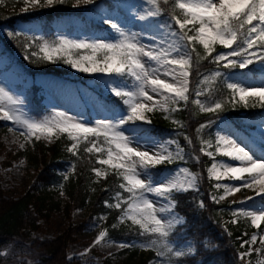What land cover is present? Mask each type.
<instances>
[{
    "label": "snow or ice",
    "instance_id": "snow-or-ice-1",
    "mask_svg": "<svg viewBox=\"0 0 264 264\" xmlns=\"http://www.w3.org/2000/svg\"><path fill=\"white\" fill-rule=\"evenodd\" d=\"M65 2L66 0H25V3L32 8L51 7ZM147 2L153 7L148 9L146 14L139 16L142 21L158 17L163 11L160 0H147ZM168 2L169 0H163L164 4ZM93 3L95 0H76L77 5ZM176 8L183 12L184 19L182 20L173 14L172 19L179 25L180 31H171L169 36L173 39L170 41L160 39L154 45H144L138 39L137 33H129L119 23L112 19H105L104 23L110 25L111 29L119 34L120 39L118 41L71 40L60 37L58 43L44 42L40 46V52L43 53L40 59L45 62L56 63L59 60L84 73L109 75L114 73L120 77H133L138 82L135 90H125L119 87L111 89V92L116 97L122 98L123 104L127 106L126 112L119 119L96 120L95 126H88L64 112L54 113L51 117H45L43 120L29 119L19 108L23 101L12 95L4 87H0V114H2L0 119L12 121L14 126L24 129L21 135L26 132L28 140L32 137L40 139L41 136H46L50 140L59 133H68L72 144L67 148V151L76 156L78 145L82 139L87 140L90 135L97 138L104 137L105 142L109 144L107 158L98 162L101 165H110L116 169L118 175L126 182L120 184L119 187L130 194L129 200L123 201L127 204V218L134 224L140 225L145 231L159 234L161 238H164L159 241L152 240L149 245H142L156 248L157 256H168L173 253V249L166 242V238L175 225L181 221L175 216L161 219L157 215V213H171L175 208L174 199L169 200L167 207L162 206L157 209L147 194H155L158 197L168 199L174 191H188L195 188L197 176L191 173L188 168H182L180 172L187 177L183 182L169 180L167 183L154 186L150 175L147 176L146 182L145 179L141 178V172L147 174L150 169L158 165L172 163L177 158L182 160L184 149L180 147L177 141L169 140L167 141L168 144L176 145L177 151L175 153L168 151L167 148L154 154L148 150H139V140L143 137L140 136L137 128L132 129L136 135H125L123 126L129 123L135 124L136 121L150 124L151 120L146 113L156 111L157 108L163 112L175 111L176 109L171 106L177 105L181 101L187 105L189 101L187 94L188 78L192 65V53L195 51L189 45L193 42L201 45L204 50L203 56L196 52L198 60L211 57L213 63L222 65L223 68L247 69L249 65L254 63H259L264 68V0H174L173 9ZM24 10L27 11L28 8L26 7ZM189 24L195 28L193 35H188L187 32L183 31ZM195 25H199V27H195ZM152 39L157 40L156 37H152ZM216 45H220L224 49H231V51H221L213 56V53L216 52ZM234 45H236L235 48ZM79 50H90L92 54L75 56L74 52ZM98 53L103 55L98 58ZM31 55L35 56L37 53L32 52ZM144 57H147L149 61H154L159 68L146 67ZM230 57L234 59H230ZM160 68H163V74L171 77L174 82L161 79L157 74ZM214 75L221 77L222 73L217 71ZM226 86L227 89L231 90L232 107L239 105L245 108L257 106L264 108V84L244 86L239 82H230ZM149 88L152 93L162 98V102H156L154 96L149 95ZM196 95L199 97L201 93L197 91ZM193 103L209 113H218L224 110V103L222 102H215L213 105L205 107L197 98ZM212 123L213 121H209L207 126L210 127ZM205 127V124H201L197 132ZM143 132L144 136L148 135L146 129ZM217 135L218 150L222 152L223 156L238 162L239 166L232 164L218 166L213 163L207 170L209 178L214 177L216 181H220L222 178L243 181L242 186L246 188H252L255 184L259 186L260 192H264V155L256 158L251 150H246V147H242L235 139ZM262 138H264V131H262ZM191 142L188 140V143ZM201 143L205 147H201L200 151L204 152L206 156L214 158L213 151L205 150L206 147H211V142L202 140ZM133 144L137 146H131ZM221 145L223 147H220ZM85 151L99 153L103 152L104 149L98 147L97 143L93 141ZM195 159L199 160V157L197 156ZM73 170H75V165H73ZM93 171L97 177L107 175L101 172L99 168H95ZM215 187L225 189L224 196H220L219 200L240 191L239 187L222 185L221 183H216ZM115 199L118 202L114 205L105 201L106 207L121 208L119 192L116 193ZM212 199L218 202L215 195ZM232 214L233 216L242 214L244 217H250L251 224L257 229L264 222V210L257 212L239 209ZM233 223L236 221L234 220ZM149 225L152 227L149 228ZM107 235L106 231H101L95 240V244H100ZM256 241L257 236L253 235L250 241L242 242V247L245 244H254ZM132 246L125 242L119 243L121 249ZM190 251H194V249H190ZM245 254L241 253L240 258L243 259ZM174 255L180 257L184 253L175 251Z\"/></svg>",
    "mask_w": 264,
    "mask_h": 264
},
{
    "label": "trees",
    "instance_id": "trees-1",
    "mask_svg": "<svg viewBox=\"0 0 264 264\" xmlns=\"http://www.w3.org/2000/svg\"><path fill=\"white\" fill-rule=\"evenodd\" d=\"M20 0H0V24H6L14 28L18 22H38L49 37L53 36V26L57 19L63 16L78 17L81 12L75 9L76 0H66L63 4H55L44 7L34 13H23L18 8ZM103 2L108 8H114L113 0H95ZM174 0L167 4L160 0L163 9L159 20L168 24L177 31L179 25L172 19L175 14L183 19V12L173 9ZM255 23V22H254ZM199 27V25H195ZM188 35H193L195 28L192 24L183 30ZM1 38V37H0ZM10 54L20 52L27 57L22 61L29 65V69L36 72H51L58 75L64 73L63 69L55 63L45 62L40 59L42 55L35 49V44L40 39L25 34L12 32L9 39H2ZM240 43V41H238ZM195 49L192 53V65L190 69V87L188 91L189 101L187 105L181 101L173 105L176 109L171 112L156 110L151 113L152 131L163 139H172L178 142L183 151V159L180 163L196 174L198 188L196 190L173 192L170 197L176 202V210L185 218L183 224L176 225L169 233V239L192 240L197 244L194 255L186 254L176 257L177 262L183 264H255L246 262L240 258L243 242L242 231L230 232L225 226L224 217L232 206L229 202H217L212 199L215 193L214 180L209 178L208 168L214 161L201 152V141H215L216 130L219 123L230 122L233 126L244 127L248 120H255L263 114L264 108L232 107L231 90L227 89L230 83L229 76L242 71L240 68H223L212 62V58L198 60L196 52L202 56L204 50L201 45L193 42L189 45ZM234 48L236 45L233 46ZM227 52L220 45H216L215 56L218 52ZM32 52L37 55H31ZM78 52V51H76ZM225 63V62H222ZM221 72V77H215V72ZM131 80V77L129 78ZM38 87L33 86L28 90V103L36 110L42 109L37 97ZM199 91L201 95L197 97ZM102 101L113 116L120 112H126L127 106L123 100L116 96H101ZM200 99L205 107L215 102L224 103V110L218 113L203 111L194 104L195 99ZM174 121L178 122L175 123ZM213 121L208 127V122ZM201 124L206 127L197 132ZM183 125V126H181ZM187 137V139H186ZM97 137L81 140L78 145L77 155L67 151L72 141L68 133H61L54 140L33 138L24 148H5L9 160L5 166L12 164V159L24 160L28 171L34 170L36 175L30 187L22 194L8 196L0 185V264H79L76 259H69L68 249L75 242L89 222L105 217L104 225L108 234L115 239L133 241L145 240L146 235L136 227L118 223L122 209L108 208L105 201L115 204L117 192H122L119 186L123 178L115 170H109L106 176L97 177L93 169H101L96 153H88L85 149ZM191 140V143H188ZM199 157V160L195 157ZM179 160V158H178ZM75 165V170H73ZM163 167H154L152 171L157 179ZM66 177V178H65ZM63 192L65 201L55 200L57 193ZM264 201V198L262 199ZM64 202V203H63ZM202 202V205H201ZM61 210L70 220L72 214L79 209L85 210L86 217L81 223L70 222L61 232L50 238H42L38 235L42 228V221L49 219L52 210ZM143 247L134 245L126 251H132L134 256ZM156 254L151 252L143 259V262L154 258Z\"/></svg>",
    "mask_w": 264,
    "mask_h": 264
},
{
    "label": "rangeland",
    "instance_id": "rangeland-1",
    "mask_svg": "<svg viewBox=\"0 0 264 264\" xmlns=\"http://www.w3.org/2000/svg\"><path fill=\"white\" fill-rule=\"evenodd\" d=\"M112 2L116 6L112 9L107 8L103 2L98 1L88 5H77L75 3L74 7L77 11L81 12V15L78 17L64 16L59 18L54 23V33L52 37H49L47 33H42L40 24L34 21L18 22L15 29H11L6 24H0V87H4L12 95L23 101V103L19 105V108L21 112L25 114L26 118L43 120L45 117H51L54 113L64 112L67 113L68 116L76 118L77 121L86 123L88 126H95L96 120H116L125 113L120 112L117 116H113L111 111H109L104 105L102 98L100 99V96H115L111 92L113 87H119L125 90H135L138 82L135 81L133 77H131L132 81H129L130 76L120 77L114 73L110 75L104 73H84L59 60L55 64L58 68L64 70V73L61 76L39 72L34 74L29 69V65L22 61V58L26 61L27 57L17 51L13 55L5 52V44L4 40H2L9 39L12 32L38 37L40 40L35 44V49L39 52V55H43V53L40 52V46L43 45L44 42H48L49 44L58 43L60 37H65L71 40L100 39L105 40L106 42L118 41L120 39L119 34L111 29L110 25L104 23L105 19H112L114 22L119 23L129 33H137L138 39L144 45H154L160 39L166 41L173 39V37L169 36V33L177 30L170 25L159 21L158 17L149 18L144 21L139 19L140 15L146 14L147 10L153 7L147 2V0H113ZM19 4L21 5L15 4V6H19L15 8H18L23 13H34L37 10L42 9L32 8L25 3V0H20ZM26 7L28 8L27 11L24 10ZM9 33H11V35H9ZM152 37H156L157 40H153ZM229 51H231V49H229ZM91 54L90 50H79L78 52H74L75 56ZM102 55V53L97 54L98 58ZM230 59L234 58L230 57ZM143 60L146 67L159 68L154 61H149L147 57H144ZM256 67L260 70L257 73L252 72ZM163 73L164 69L160 68L157 74L161 79H165L168 82H174L171 77L166 76ZM188 79L189 91L190 75ZM229 79L231 82H239L244 86H260L261 84H264V68H262L261 64L254 63L253 65H249L247 69H243L238 73L230 75ZM34 85H37L39 88L37 91V97L42 105V109L40 110H36L37 107L35 109L31 107L27 101V90ZM148 91L149 95L154 96L156 102H162V98L159 95L152 93L150 88ZM5 103L7 102L5 101ZM171 107L174 106L172 105ZM157 109L160 110L159 108ZM151 113H146L150 120ZM152 127V122L147 124L143 121H136L135 124L129 123L124 125L123 130H125V135L134 136L136 134L133 133L132 129L137 128L140 136L143 137L139 140V150H148L150 153L154 154L157 151H163L164 148H167L168 151L175 153L177 151L176 145L167 143V141L172 139H163L162 137L157 136L153 133ZM263 128L264 114L257 120L248 121L243 129L233 127L228 122H223L218 126L217 134L235 139L242 147H246V150H251L256 158H260L261 155H264V138H262V131H264L262 130ZM145 129L148 133L147 136H144L143 130ZM23 131L24 129L19 126H14L12 121L0 119V185L8 196L22 194L30 187L36 175L34 170L28 171L25 168L24 160L12 159V164L10 166L4 165V162L9 160V157L4 150L6 147L24 148L28 143L32 142L33 138H35L32 137L28 140L26 132L24 135H21V132ZM60 134L61 133L57 136ZM57 136H53L50 140L46 136H41V139L52 141ZM90 137L94 136L90 135L88 139ZM217 139L218 135L215 141H210L211 147L205 148L206 151H213L215 159L214 163L218 166L221 164L239 166L238 162L232 161L230 158L223 156L222 152L218 150ZM94 141L97 143L98 147L104 149L103 152L99 153L94 151L98 156V160L106 159L109 144L105 142L103 136L97 138V140L94 139ZM22 144L23 147H21ZM131 146L136 147L137 145L133 144ZM220 147L223 146L221 145ZM159 166L163 167V170L157 179L152 171L153 168L150 169L147 174L141 172V178L145 179L147 182V176L150 175L154 186H159L161 183H167L169 180L183 182L187 179L186 175L180 172V169L187 167L182 165L178 158L172 163H165L156 167ZM100 170L103 173H107L109 170L116 169L112 168L110 165H105ZM138 171L140 170L138 169ZM189 171L193 173L191 170ZM213 179L215 180L214 177ZM123 183L126 182L123 180ZM216 183L232 185L240 188V191L226 196L223 200H219L220 196H224L225 189L223 187L220 189L215 187L214 195L219 202H229L233 205L230 212L224 217L225 226L230 232L236 230L242 231L243 241H250L253 235L257 236V241L254 244H245L243 247L241 244L242 250L240 254L246 253L242 260L246 262H254L255 264H264V222H262L261 227L257 229L251 224L250 217H244L242 214L233 216L232 214L239 209L257 212L264 210V201L262 200L264 198V192H260L259 186L255 184L252 188L243 187V181L239 180L222 178L220 181H216L215 184ZM197 188L198 179L196 187L192 189L196 190ZM120 195L121 201L119 202L121 203L122 213L119 216L118 223L138 228L144 233V235H146L145 240L135 239L129 242L124 239L112 238L108 234L104 241L98 245L95 244V240L99 237L101 231H106L108 233L104 225L105 217L101 216L99 219L89 222L84 231L77 236L76 241L70 244L68 249L69 257L78 260L79 264H183L177 262L176 258L171 254L168 256H157V249L154 247L142 246L143 248L134 256L130 255L132 251H126L131 247L125 249L119 247V243L121 242L129 243L133 246L137 244L149 245L152 240L159 241L164 239L161 238L159 234L145 231L140 225L134 224L128 219L126 216L127 204L123 201L129 200L130 194L124 189ZM147 195L148 198L153 201L154 206L157 209L162 206L167 207L169 200L172 199L170 196L168 199H165L163 197H158L155 194ZM249 197H251V199H248ZM59 199L65 201V195L63 192H59L55 195V200ZM117 202L118 201L115 199V203ZM86 213L87 212L83 209L76 210L72 214V219L69 220L63 211L57 209L52 210L49 219H44L42 221V228L39 230L38 235L42 238L53 237L66 228L70 222H83ZM157 215L158 218L161 219L175 216L181 221L176 225L183 224L185 221L182 214L176 210V202L175 208L171 213H157ZM234 220L236 223H233ZM151 227L152 226L149 225V228ZM166 242L172 247L173 254L175 251H181L184 255H194L197 250L196 242L189 239L179 241L167 237ZM152 249L156 256L143 262V259H146V256ZM190 249H194V251H190Z\"/></svg>",
    "mask_w": 264,
    "mask_h": 264
},
{
    "label": "bare ground",
    "instance_id": "bare-ground-1",
    "mask_svg": "<svg viewBox=\"0 0 264 264\" xmlns=\"http://www.w3.org/2000/svg\"><path fill=\"white\" fill-rule=\"evenodd\" d=\"M262 130H264V128Z\"/></svg>",
    "mask_w": 264,
    "mask_h": 264
}]
</instances>
